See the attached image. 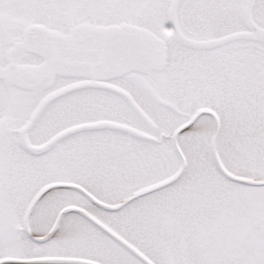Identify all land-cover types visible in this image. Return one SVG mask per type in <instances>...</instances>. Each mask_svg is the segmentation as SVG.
Masks as SVG:
<instances>
[{
  "label": "snow or ice",
  "instance_id": "obj_1",
  "mask_svg": "<svg viewBox=\"0 0 264 264\" xmlns=\"http://www.w3.org/2000/svg\"><path fill=\"white\" fill-rule=\"evenodd\" d=\"M0 264H264V0H0Z\"/></svg>",
  "mask_w": 264,
  "mask_h": 264
}]
</instances>
